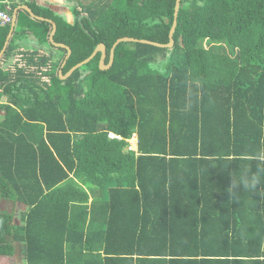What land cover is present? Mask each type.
Segmentation results:
<instances>
[{"label": "trees", "instance_id": "1", "mask_svg": "<svg viewBox=\"0 0 264 264\" xmlns=\"http://www.w3.org/2000/svg\"><path fill=\"white\" fill-rule=\"evenodd\" d=\"M68 2L30 4L63 68L38 18L47 49L15 30L0 58V203L26 207L0 205V257L264 264V0H181L173 47L123 41L62 79L100 43L107 63L121 37L168 43L177 0Z\"/></svg>", "mask_w": 264, "mask_h": 264}, {"label": "crops", "instance_id": "2", "mask_svg": "<svg viewBox=\"0 0 264 264\" xmlns=\"http://www.w3.org/2000/svg\"><path fill=\"white\" fill-rule=\"evenodd\" d=\"M17 1L20 3L16 8L13 7L14 19H13L12 23H10L12 34L10 35L9 42H10V39L13 36L15 30L16 31H22L25 29H29L31 32L34 29L38 32L39 39L43 42V43H41V45L35 44V47L40 48L44 51L48 47V44L45 41V28H44V26L36 23L34 18H37V17L33 16V14L25 6L30 7L33 10V12H35V11L31 7L30 4L37 5V6H40L42 8H45V9L49 8V9H52V11H54L56 13L67 14V16L69 18H71V13H70L71 10H70V5H69L68 0H17ZM13 3L14 2L12 0V6H14ZM43 17H45V16H43ZM50 19L54 20L52 17H50ZM53 29H54V24H53ZM11 30H10V32H11ZM52 31H51V33H52ZM51 33H50V40H51ZM29 35H32V34H25L24 36L19 37V39H18L19 44L28 47V44H26V42L29 40V38H28ZM46 52H48V51H46ZM17 255L18 254H16L13 257H2V258H12L13 259ZM24 261H25V264H27L25 259H24Z\"/></svg>", "mask_w": 264, "mask_h": 264}, {"label": "water", "instance_id": "3", "mask_svg": "<svg viewBox=\"0 0 264 264\" xmlns=\"http://www.w3.org/2000/svg\"><path fill=\"white\" fill-rule=\"evenodd\" d=\"M180 6H181V0H177L176 2V9H175V18H174V23L172 25V28L170 30V41L168 43H161V42H157V41H152V40H149V39H140V38H135V37H131V36H125V37H121L119 38L113 45L112 49H111V55H110V61L109 63L106 62V58H107V47L104 43H100L97 48L95 49V51L92 53V55L88 58H86L85 60L79 62L78 64H76L75 66H73L66 74L63 73V70L61 69L60 70V75H61V78L62 79H66L68 78L69 76L72 75V73L78 69L79 67L83 66L84 64H86L87 62H89L92 58L95 57V55L98 53V52H101L102 53V56H101V60H100V67L101 69H109L113 63H114V59H115V49L117 47V45L123 41H135V42H143V43H149V44H153V45H157V46H161V47H173L174 44H175V32H176V29H177V25H178V16H179V11H180ZM32 14L33 16L37 17L38 19H41V20H48L50 21L51 23L54 24V29L51 33V40L57 45V46H61V47H65L68 49V55L66 57V59L64 60L63 64H62V68L65 66L70 54L72 53V49L70 46H68L67 44L65 43H58L55 41L54 39V36H55V33L57 31V24L54 20L50 19V18H47V17H43V16H40V15H37L35 12H33V10L28 7V6H25ZM71 13V12H70ZM72 14V13H71ZM12 34V30L7 38V41H6V44L3 48V50L1 51L0 53V58L2 57V55L4 54V52L6 51V48H7V45L9 43V38H10V35Z\"/></svg>", "mask_w": 264, "mask_h": 264}, {"label": "rangeland", "instance_id": "4", "mask_svg": "<svg viewBox=\"0 0 264 264\" xmlns=\"http://www.w3.org/2000/svg\"><path fill=\"white\" fill-rule=\"evenodd\" d=\"M117 5L119 7H124L125 1H118ZM29 34H32V35H29V37H28L29 40L26 42V44H28L29 47L36 48L35 44L41 45V43H43L39 39L38 32L36 30L33 29ZM58 43H60V42H58ZM48 44L50 45V43H48ZM136 139H137V137L132 139L134 147L137 144L136 141H138V139L137 140ZM0 205L4 210H7V211H9L11 213H15V214L19 213L20 211L22 212V210L24 208H26L24 205L23 206H20L19 204L17 205V204H15V202L10 201V200L9 201H1ZM16 217H19V215H17ZM19 220L20 219L17 218L16 222H18ZM17 253H18V255L16 257H14L13 259L0 257V264H25V261H24L23 255H22V250H21L20 246L18 247Z\"/></svg>", "mask_w": 264, "mask_h": 264}, {"label": "built area", "instance_id": "5", "mask_svg": "<svg viewBox=\"0 0 264 264\" xmlns=\"http://www.w3.org/2000/svg\"><path fill=\"white\" fill-rule=\"evenodd\" d=\"M1 5H4V6H1ZM13 19H14V15H13L12 0H3V1H1L0 2V25L10 24V23H12ZM109 135L112 138H122V136L116 134L115 132H110ZM135 137L136 136H134L133 138H135ZM132 139H130V141L132 143V148L135 149V148H137V144L134 147Z\"/></svg>", "mask_w": 264, "mask_h": 264}]
</instances>
